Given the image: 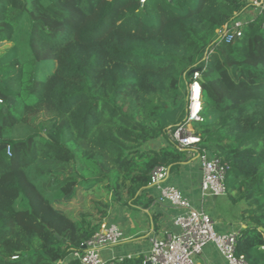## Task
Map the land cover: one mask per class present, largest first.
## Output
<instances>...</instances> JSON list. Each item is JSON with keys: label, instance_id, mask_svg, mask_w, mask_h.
<instances>
[{"label": "trees", "instance_id": "1", "mask_svg": "<svg viewBox=\"0 0 264 264\" xmlns=\"http://www.w3.org/2000/svg\"><path fill=\"white\" fill-rule=\"evenodd\" d=\"M249 9L0 0V44L12 43L0 53V264H80L71 254L112 207L139 203L153 169L175 173L203 151L226 163V196L245 205L235 254L264 264V7L236 41L217 36ZM24 20L22 58L13 39ZM194 70L203 122L193 124L199 141L180 149L166 131L185 120ZM20 125L31 129L18 136Z\"/></svg>", "mask_w": 264, "mask_h": 264}, {"label": "built area", "instance_id": "2", "mask_svg": "<svg viewBox=\"0 0 264 264\" xmlns=\"http://www.w3.org/2000/svg\"><path fill=\"white\" fill-rule=\"evenodd\" d=\"M250 7L248 12L263 10V0H244ZM144 0H140L143 3ZM250 18L245 14L240 19L234 20L229 25H224L217 30L218 38L225 44H230L241 37L243 27ZM199 72L194 70L191 74L192 81L188 85V106L183 123L174 131L167 130L166 135L171 143L180 149H185L199 141L193 134L192 124L203 122L201 117L202 91L199 82ZM6 154L10 155L7 147ZM197 160L201 170L199 186L203 199L226 194V163L215 157H210L206 152L197 153ZM169 170L159 166L152 170L148 187L157 191V202L168 204L181 211L173 218L176 232H165L160 237L149 239V249L143 256V264H197L196 259L203 249L211 245L227 264H248L243 256L235 254L236 233L218 234L215 230L214 220L201 208H195L182 192L173 185L167 184ZM123 239V233L118 225L103 220L93 236L81 244V251L71 254V258L80 264H111L102 257V252L111 249ZM16 259L15 257H13ZM115 263L122 259L114 258Z\"/></svg>", "mask_w": 264, "mask_h": 264}, {"label": "crops", "instance_id": "3", "mask_svg": "<svg viewBox=\"0 0 264 264\" xmlns=\"http://www.w3.org/2000/svg\"><path fill=\"white\" fill-rule=\"evenodd\" d=\"M200 181L201 170L197 153L194 152L188 161L181 164L177 172L169 173L166 183L178 188L193 207L203 209L216 223L215 230L218 234H237L244 229L245 223L240 219L245 208L244 203L232 204L226 194L203 199L199 191ZM157 195L155 188L148 187L134 208L114 206L110 209L107 221L119 226L123 239L115 247L102 252L105 261L117 264L113 259L119 258L122 259L119 261L121 264L139 257L143 259L149 249L151 237L177 231L172 222L181 211L168 204L158 203ZM196 263L227 264L211 245L203 249Z\"/></svg>", "mask_w": 264, "mask_h": 264}, {"label": "rangeland", "instance_id": "4", "mask_svg": "<svg viewBox=\"0 0 264 264\" xmlns=\"http://www.w3.org/2000/svg\"><path fill=\"white\" fill-rule=\"evenodd\" d=\"M246 18H252L256 15V11H250V12H246L244 13ZM26 20V19H25ZM23 21V23L18 27L17 31H16V34H15V37L13 39V42L15 44H17V46H19L20 48V53H21V56L22 58L26 57L27 56V46H26V35H27V30H28V24H27V21ZM12 45V43H9V44H0V53L5 49V48H8ZM53 68V65L52 64H46L44 68L40 69V76L41 77H44L46 75V73L48 71H51ZM31 127L33 126V124H30ZM192 128H193V124H192ZM31 129L30 127H27V126H24V125H20L19 127H17L15 129V134L18 135V136H23L25 135L28 130Z\"/></svg>", "mask_w": 264, "mask_h": 264}, {"label": "water", "instance_id": "5", "mask_svg": "<svg viewBox=\"0 0 264 264\" xmlns=\"http://www.w3.org/2000/svg\"><path fill=\"white\" fill-rule=\"evenodd\" d=\"M192 74V73H191ZM259 230H261V231H263L264 232V230L263 229H261V228H259ZM59 239V238H58ZM146 264H149V263H146Z\"/></svg>", "mask_w": 264, "mask_h": 264}]
</instances>
